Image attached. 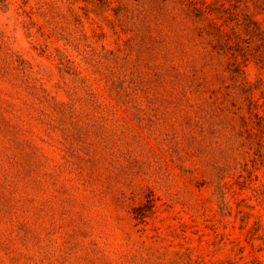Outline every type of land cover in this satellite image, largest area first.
I'll return each instance as SVG.
<instances>
[{
	"label": "rangeland",
	"instance_id": "374dc122",
	"mask_svg": "<svg viewBox=\"0 0 264 264\" xmlns=\"http://www.w3.org/2000/svg\"><path fill=\"white\" fill-rule=\"evenodd\" d=\"M110 1L0 0V264H264V67Z\"/></svg>",
	"mask_w": 264,
	"mask_h": 264
},
{
	"label": "trees",
	"instance_id": "16d2710c",
	"mask_svg": "<svg viewBox=\"0 0 264 264\" xmlns=\"http://www.w3.org/2000/svg\"><path fill=\"white\" fill-rule=\"evenodd\" d=\"M105 1L111 4L110 0ZM185 3L187 15L197 25L199 35L208 37L211 42L217 41L212 52L226 58L227 71L247 87L245 68L251 58L264 67V29L258 18L264 16V0L215 3L186 0ZM237 29L243 32L244 39Z\"/></svg>",
	"mask_w": 264,
	"mask_h": 264
}]
</instances>
